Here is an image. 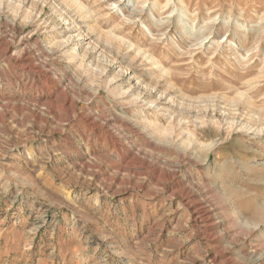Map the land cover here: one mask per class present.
Listing matches in <instances>:
<instances>
[{"label": "rangeland", "instance_id": "1", "mask_svg": "<svg viewBox=\"0 0 264 264\" xmlns=\"http://www.w3.org/2000/svg\"><path fill=\"white\" fill-rule=\"evenodd\" d=\"M155 1L0 0V264H264V0Z\"/></svg>", "mask_w": 264, "mask_h": 264}, {"label": "bare ground", "instance_id": "2", "mask_svg": "<svg viewBox=\"0 0 264 264\" xmlns=\"http://www.w3.org/2000/svg\"><path fill=\"white\" fill-rule=\"evenodd\" d=\"M180 1H182V0H180ZM159 3V1L158 0H156L155 1V5H157ZM158 6V5H157ZM69 39V38H68Z\"/></svg>", "mask_w": 264, "mask_h": 264}, {"label": "clouds", "instance_id": "3", "mask_svg": "<svg viewBox=\"0 0 264 264\" xmlns=\"http://www.w3.org/2000/svg\"><path fill=\"white\" fill-rule=\"evenodd\" d=\"M112 7H115V5H113Z\"/></svg>", "mask_w": 264, "mask_h": 264}]
</instances>
